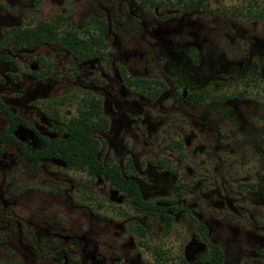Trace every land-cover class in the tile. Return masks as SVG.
<instances>
[{
	"label": "rangeland",
	"instance_id": "rangeland-1",
	"mask_svg": "<svg viewBox=\"0 0 264 264\" xmlns=\"http://www.w3.org/2000/svg\"><path fill=\"white\" fill-rule=\"evenodd\" d=\"M56 18L101 22L102 54L12 47L3 33ZM0 79L32 150L99 99L101 159L144 203L81 166L32 163L0 110V261L210 264L211 243L224 264H264V0H0Z\"/></svg>",
	"mask_w": 264,
	"mask_h": 264
},
{
	"label": "trees",
	"instance_id": "trees-1",
	"mask_svg": "<svg viewBox=\"0 0 264 264\" xmlns=\"http://www.w3.org/2000/svg\"><path fill=\"white\" fill-rule=\"evenodd\" d=\"M59 23V18L55 21L37 20L32 26L13 27L6 29L3 33L12 47L53 42L78 59L102 54L104 27L101 22L98 23L99 31L96 33L89 30V22L83 30L62 27ZM0 110L6 121L3 131L4 139L14 143L22 155L32 163L51 158L68 167L81 166L90 175L100 174L111 179L115 187L129 195L135 204H144L137 184L131 178L125 177L115 165L105 164L101 159L95 134L106 128L107 121L103 116L99 99L83 98L73 116L55 125L58 134L52 138L43 137L42 146L34 150L26 147L15 137L17 128L21 125L25 126L26 122L12 113L1 100ZM48 117L59 120L56 112ZM148 206L151 207L150 204ZM199 226L203 228L200 223ZM208 258L210 264H224L222 252L215 244L209 243ZM0 264L20 263L14 259L0 261Z\"/></svg>",
	"mask_w": 264,
	"mask_h": 264
},
{
	"label": "flooded vegetation",
	"instance_id": "flooded-vegetation-1",
	"mask_svg": "<svg viewBox=\"0 0 264 264\" xmlns=\"http://www.w3.org/2000/svg\"><path fill=\"white\" fill-rule=\"evenodd\" d=\"M181 100L187 103H191L193 105H198L202 101V96L201 95L196 96L195 94H186L182 96Z\"/></svg>",
	"mask_w": 264,
	"mask_h": 264
}]
</instances>
